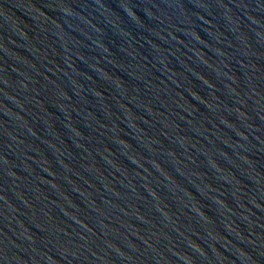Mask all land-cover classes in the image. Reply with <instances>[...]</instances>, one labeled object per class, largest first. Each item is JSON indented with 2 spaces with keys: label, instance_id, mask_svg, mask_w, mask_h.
I'll list each match as a JSON object with an SVG mask.
<instances>
[{
  "label": "water",
  "instance_id": "water-1",
  "mask_svg": "<svg viewBox=\"0 0 264 264\" xmlns=\"http://www.w3.org/2000/svg\"><path fill=\"white\" fill-rule=\"evenodd\" d=\"M0 264H264V0H0Z\"/></svg>",
  "mask_w": 264,
  "mask_h": 264
}]
</instances>
